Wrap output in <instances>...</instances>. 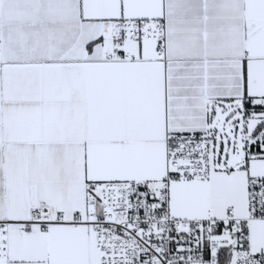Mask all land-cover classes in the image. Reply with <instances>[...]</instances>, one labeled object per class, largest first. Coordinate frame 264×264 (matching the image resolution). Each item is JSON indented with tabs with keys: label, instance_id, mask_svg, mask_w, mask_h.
<instances>
[{
	"label": "snow or ice",
	"instance_id": "snow-or-ice-1",
	"mask_svg": "<svg viewBox=\"0 0 264 264\" xmlns=\"http://www.w3.org/2000/svg\"><path fill=\"white\" fill-rule=\"evenodd\" d=\"M0 264H264V0H0Z\"/></svg>",
	"mask_w": 264,
	"mask_h": 264
}]
</instances>
